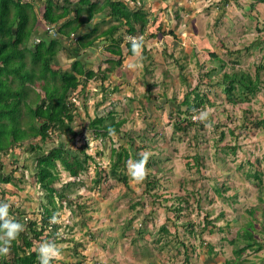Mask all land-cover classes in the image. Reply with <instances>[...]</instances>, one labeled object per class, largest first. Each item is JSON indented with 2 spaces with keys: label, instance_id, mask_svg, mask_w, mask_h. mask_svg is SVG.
<instances>
[{
  "label": "rangeland",
  "instance_id": "rangeland-1",
  "mask_svg": "<svg viewBox=\"0 0 264 264\" xmlns=\"http://www.w3.org/2000/svg\"><path fill=\"white\" fill-rule=\"evenodd\" d=\"M23 1H35L37 13L40 11V7L44 5V0ZM70 1L74 3L77 0ZM173 1L167 2L166 0L163 4L158 0L153 6L146 8L155 13L154 16L157 20H152L153 25H161L159 24L161 19H164V23H167L168 19L170 25L175 21L177 16L174 10L175 8L178 10L179 2L173 6ZM186 1L181 0V4H185ZM189 3V10L195 9V14L190 13L191 15H188L191 16L187 20L188 24L177 25L174 31L177 38L170 34V36L163 38L164 44L159 45V48H165L168 53L173 51L179 57L180 63L185 65L186 70L182 71L179 66L176 68L174 63L170 64L169 67L165 64V68H161L155 65L154 59H152L151 68L146 69L150 60L146 61V57H144L143 64L135 58L132 60L133 64L140 63L141 67L135 68L133 71H130L129 68V70H118L116 73L117 69L123 67H117L112 64L113 62H109L112 61V58L106 53V47L110 42L100 39L86 58L87 62L95 65V69L99 65V73L103 76L104 73H107L105 76L108 80L106 79L107 82L104 80L103 86L98 80L87 82L86 93L88 95L86 98L77 101L79 109L75 113L74 121V128L77 131L87 133L89 136L90 148L88 152L96 159L97 163H95L96 166L94 163L89 164L90 173L88 172V177H92L93 180L95 177L97 178L98 172L103 167L104 172L110 173V140H106L104 145L101 139H95L88 134L89 131L86 132L89 122L96 117L97 111L102 113V111L111 110L113 105L118 106L117 112L120 116H128V122L122 128L123 132L130 131L133 135L140 137L137 138L136 145L145 142L146 139L143 136L148 133L149 148L147 153L150 156H158V164L163 168V171L158 174L163 184L161 187L159 185L158 189L163 193L170 191L172 196V201L168 202L170 221L168 230L173 233L170 234V237L166 236L167 240L161 238V243L157 244L156 234L159 227L156 224L153 225L150 218L143 217L139 207L134 210L127 209L130 198L135 197L137 200L146 186L144 183L133 182L127 166H124L118 173L121 177L127 178L126 186L120 183L122 187L115 182L111 184L113 187L117 184L121 189H117L119 191L118 196L113 193L108 195L113 198H109L107 201L102 199L103 201H101V198L98 199L100 196L96 194L97 192L93 195L91 194L93 192H89L87 187L83 196L76 201L84 204L82 215L79 213L74 215L71 209L60 210V222L63 225L59 232H61L62 238L67 239L59 246L64 250L61 258L66 263L89 264L91 262L87 260L88 258L97 257L95 259L97 261L94 260L93 264H184V249L179 246V242L183 241L188 247L189 263L227 264V261H232L234 262L232 264H264V202L259 201L260 198L264 199V193H262L264 192V128H255L257 121L253 122L255 118L256 120L264 118V71H261L260 90L249 102L232 104L231 99L223 93L222 87L218 85L214 89L215 85H213L212 89L214 90L211 92L210 98L215 105L208 106L204 112L193 113L195 114L193 119L196 121L199 120L201 113L206 112L208 114L205 119H202L204 128L195 126L190 128L187 134H179L173 128L178 116L184 118L182 114H178L174 107L187 110V106L182 107L180 104L185 95L192 92L190 89L193 88V85L195 83L200 85V94L210 89L207 82L203 84V81H209L204 74L205 71L201 70L195 61L198 59V55L203 59L204 52L209 54L210 48L206 45V41L213 45V52L227 63V70L224 72H229L232 67L230 63L237 60V55H226L227 48L231 51H242L247 49L249 43L254 42L255 39L264 38V4H260L258 0H238L235 3L236 10L234 8L233 14V6H228L227 21L220 20L219 32L210 26L209 28L206 27V32L201 30V33L205 34L201 40L204 48H199L197 55L195 52L191 53L192 49L188 46H190L189 41H193V38L195 41V37L199 38L201 33L194 31L196 26L190 24L189 19L200 18L203 11L202 0H189ZM166 7L171 8L170 15L167 11H161L162 8L166 10ZM160 12L162 15H159ZM235 15L237 16L235 17ZM178 16L180 17L181 14L178 13ZM108 25L107 23L104 24L101 30L106 29ZM147 34L148 32L145 35ZM214 40L219 41V44ZM157 49H151L152 51L150 50L148 56L156 54ZM56 60L59 64L55 63L53 68L62 70H70L74 62V58L69 57L65 51L60 52ZM205 61H207L209 68L216 66L211 64V59H205ZM261 62L264 63V44L257 45L249 52L244 50L240 55L238 68L249 69V72L254 76L255 65ZM124 65H129V61L128 64L126 62ZM163 70H169L170 76H166ZM231 71L233 72V70ZM220 76L221 74H219ZM215 77L216 80L219 79L217 76ZM184 78L187 79L188 84L184 82ZM220 79L222 78L220 77ZM35 91L42 98H45L40 84L35 86ZM104 97L107 99L101 103ZM191 100H194L193 94ZM116 103L119 105H115ZM148 131L153 134V137ZM196 133L201 135L197 138L195 137ZM179 135H181L180 139L178 138ZM118 141L129 148V140L126 138ZM81 142L78 141V145H81ZM26 143L17 152V154L21 152L23 157L19 158V164L23 166L24 171V168L33 169V160L26 158L28 156L24 152L29 148L28 144L42 146L44 150H49L54 145L49 140L42 142L40 138ZM229 146L236 147V152L229 149ZM196 158L202 162L201 166L197 164ZM131 160L134 159L131 158ZM187 164H190L192 168L187 167ZM11 169L12 166L9 171ZM59 169L60 174L65 179L67 173L63 168ZM257 172H259V177L262 180L261 183H258L255 178ZM20 175H22L20 171L15 174L16 177ZM162 175L165 177L164 179ZM196 177L197 179H195ZM166 180H173V184H175L170 190L163 187L167 185ZM183 180L186 182L181 186L179 182H183ZM1 186L5 187L4 184ZM199 186L201 187L198 195H191L192 206H187L188 209L182 211L178 220L173 219L174 214H176L174 207H177V204L172 206L174 202H177L175 198L183 197L185 192H191L192 188ZM11 187L14 194L7 196V199L12 198H10L11 202L9 200L6 202L9 201L12 205H18L22 202L21 207H28L27 213L32 215L31 217H38L37 209L43 201L38 190L25 179L21 184L19 183L20 188ZM74 188L75 185H73ZM122 190H126V194ZM215 190H217V194L214 193ZM136 195L138 196L136 197ZM198 196H201L200 206L196 205L195 198ZM185 205L186 203L183 204V206ZM18 207L20 206L18 205ZM109 209L111 213L108 212ZM75 211L79 212L80 210L78 208ZM209 213L211 215L209 221L215 223L217 228L202 232L203 223ZM165 217L164 215L155 216L152 217V221L155 220L156 223L161 224L166 221L167 217ZM80 220H85L86 225H81ZM108 220L111 222H106ZM128 220L132 221L131 230H138L144 224L142 227L146 231L144 236L136 235L137 232L131 238L133 232H130L128 235L116 238L117 232H121L122 227L129 222ZM194 229H196L195 232ZM245 230H248L246 232L248 237L255 236L261 246L257 248L258 245H256L255 249V245H253L246 252L243 251L239 254L242 258H238L233 251L247 246V242L244 243ZM59 232L57 234H60ZM112 235L115 241L110 238ZM99 240H103L105 245L103 249L100 246V249H95L94 243L99 242ZM77 243H79L77 254H73L70 249L74 248ZM37 245L39 244L37 243ZM163 245H166V248L161 251L160 248ZM210 247H214L213 252H211ZM93 249L95 252H91ZM96 250L105 252L107 257L99 255Z\"/></svg>",
  "mask_w": 264,
  "mask_h": 264
},
{
  "label": "trees",
  "instance_id": "trees-1",
  "mask_svg": "<svg viewBox=\"0 0 264 264\" xmlns=\"http://www.w3.org/2000/svg\"><path fill=\"white\" fill-rule=\"evenodd\" d=\"M129 1L77 0L73 3L70 0H44L43 7H40V11L37 13L35 1L0 0V202L7 200L11 202L10 198L12 197L7 199V196L14 194V191H11V186L20 188L19 183L21 184L24 179L30 182L43 198L37 209L38 217H31L32 215L27 213L29 208L21 207L22 202L18 204L20 208L17 204L12 205L8 201L11 206V214L25 225V232L21 233L18 239L12 243L10 255H0V264H39L36 251L39 245L37 243L49 241L59 246L67 239L62 238L61 232H59L63 223L50 224V218L57 214V219L60 220V210L67 209H71L74 215L78 213L82 215L84 204L76 201L83 196V193L80 192L87 187L89 192H99L102 190L103 184L110 179L116 180L117 184L122 183L126 186L127 178L121 177L118 171L124 166L126 167L131 158L138 161L143 155L148 156L149 174L143 182L146 186L144 193L148 198L151 196L155 199L152 202L157 205L160 204V200L157 198L164 197L158 189V186L161 187L163 184L158 177V174L163 171V168L158 164L159 157L150 156L147 153L149 140L142 145H136L137 136L130 131L123 132L122 128L128 122V116L121 118L117 112L118 106L113 105V111L112 109L102 111V113L97 111L96 117L91 119L86 130L95 139H101L104 145L106 140H110L109 174L104 172L103 167L98 172L97 178L95 177L96 179L88 177L89 164H95L96 159L88 152L90 143L87 133L74 128L75 113L79 109L77 101L88 95L86 93L87 82L98 80L103 86L104 80L107 78L105 76L107 73H104V76L99 73V65L95 69L94 64L87 62L86 57L93 50L94 45L100 39L109 41L106 53L113 59L108 61L120 67L127 57H134L132 43L129 41L131 35L139 36L142 39L143 57L146 56V60L148 48L145 42L147 39L164 37L167 34L162 31L161 25L156 26L151 23V14L148 11L132 9ZM131 1L134 2V0ZM131 1L130 3H132ZM235 1L237 2V0ZM258 2L264 4V0H258ZM228 5H230L229 0L219 1V22L222 19L227 21ZM106 23L109 25L106 29L101 30ZM147 32L148 34L145 35ZM262 44H264V38L259 37L249 43L247 49L244 50L249 52L252 48ZM244 50L231 51L227 48L226 55H237V60L230 63L232 67L229 72H224L227 70V63L212 51L209 54L204 52L203 59H201L196 50L198 59L195 60L193 57L199 64V68L205 71L204 74L210 81H206L208 86L215 85L214 89L218 85L222 87L223 93L235 105L240 102H249L258 93L262 83L261 71H264L262 62L255 65L254 76L249 72V69L238 68L239 58ZM63 51L67 52L69 57L74 58L70 70L53 68L55 63L59 64L56 57ZM165 52L167 51L165 50ZM205 59H211V64L216 66L209 68ZM175 61L178 63L179 59H175ZM179 67L182 71L186 70L184 64H180ZM218 73L221 74L222 79ZM215 76L219 79L216 80ZM184 81L188 82L186 78ZM37 84H40L45 98L35 91ZM199 86L197 84L192 92H188L180 104L182 107L187 106V110L174 107L178 114L184 116V118L178 116L173 126L179 134H187L189 129L195 126L204 128V121L200 117L198 121H193L195 116L193 113H200L205 111L208 106L215 105L209 98L210 93L204 95L198 93ZM214 89L211 88V92ZM192 94H196L194 100H191ZM107 97H104L101 103ZM115 105H119V103ZM254 121H257L255 128H264V118L262 120L255 118ZM110 129L113 130L112 135H109ZM200 135L196 133L195 137L198 138ZM38 138L42 142L49 140L54 145L49 150H44L42 146L28 144L29 148L24 152L28 156L26 158L33 160L34 170L24 168V171L23 166L19 164V158L23 157L21 152H19L20 155L17 154L18 149L27 144L26 142ZM124 138L129 140V148L118 141ZM178 138L180 139L181 135ZM78 141H82L81 145H78ZM229 149H233L234 152L237 150L236 147L231 146ZM195 160L198 165H202V162H199L197 158ZM8 164L12 166L10 171L11 166ZM59 168H63L67 173V179H62ZM19 171L22 175L16 177L15 174ZM255 178L258 183L262 182L259 172L256 173ZM17 181L19 182L17 183ZM166 182H169L167 186H163L166 190L175 185L173 180H166ZM179 183L183 186V182ZM1 184H4L5 187ZM73 185H75L74 189ZM110 186L113 187L111 184ZM191 192L195 194L198 191L193 189ZM171 199V196L164 198L168 202L172 201ZM191 199V195L175 198L177 202H174L172 206L177 204V207H174L176 214L173 219L178 220L182 211L188 209L187 206H192ZM259 201L264 202V199L260 198ZM185 203L186 205L183 206ZM200 203L201 200L197 206H200ZM137 206H144L143 201L133 202L130 208L135 209ZM78 208L80 211L76 212L75 209ZM209 216H211L210 213L205 218L202 232L217 228L215 223L209 221ZM80 224L86 225V221L80 220ZM127 224H129L127 231L133 232L132 237L137 232L138 236H144L146 233L142 227L138 230H131V220ZM167 226L165 224L157 231V241L155 240L157 244L161 243V238L167 240L166 236L170 237ZM247 231L245 230L244 237V243L247 242V246L233 251L238 258L241 257L239 254L243 251L246 252L253 245H255V249L256 245H258L257 248L261 246L255 236L248 237ZM58 232L60 234H57ZM258 242L259 244H257ZM78 246L79 243L70 251L77 254ZM179 246L184 249V264H193L189 263L190 256L185 242L180 241ZM163 248L165 249L166 245H163L160 250L162 251ZM210 250L213 252L214 247H210ZM232 263L234 262L227 261V264ZM52 264L72 263H66L61 258L52 261Z\"/></svg>",
  "mask_w": 264,
  "mask_h": 264
},
{
  "label": "crops",
  "instance_id": "crops-1",
  "mask_svg": "<svg viewBox=\"0 0 264 264\" xmlns=\"http://www.w3.org/2000/svg\"><path fill=\"white\" fill-rule=\"evenodd\" d=\"M131 1V0H130ZM130 1H129V5L131 6V8L132 9H143V10H146V11H148L151 15H150V18H151V21L152 20H157V18H156V16H154V14L155 13H153L152 11H149V10H147L146 8H150V6H153V4H155V3H157V1L158 0H134V2L133 1H131L132 3H130ZM162 3L164 2V1H166V0H160ZM169 0H167V2H168ZM182 1H186V0H182ZM219 1L220 0H202V5H201V7H203V11H202V14H200L201 16H200V18H197L196 17V19L195 18H193V19H189V21H190V24H195V26H196V30H195V28H194V31H197V32H199V33H201V30H205L204 32H206V27H208L209 28V26H210V28H212V29H216V31L217 32H219ZM175 2V3H174ZM176 2H177V4H178V2H179V6H177V8H178V10L180 11H178L176 8H175V15L177 16V18L175 19V21H173V23H171V25L169 24L170 23V21L167 19V23H164L163 21H164V19H161L160 20V23L159 24H161V26H162V31L164 32H167V34L165 35V36H170V34L172 35L173 34V36L174 37H176L177 38V35H175L174 34V31H175V27L177 26V25H179V24H182V26L183 25H187L188 24V22H187V20H188V18H191V16H188V15H191L190 13H194L195 14V9H190L189 10V7H190V3H189V0H187L186 1V3L185 4H181L182 2H181V0H174L173 1V3H172V5L174 6L175 4H176ZM237 2H238V0H237ZM236 1L235 0H229V4L230 5H228V6H233V9H232V14H233V11H234V8H235V10H236ZM164 4V3H163ZM232 4V5H231ZM142 6H143V8H142ZM167 8V7H166ZM170 10H171V8L169 7V8H167L166 10L164 9V8H162V10L161 11H167L168 12V14L170 15ZM178 13H180L181 14V16L180 17H178ZM200 13V12H199ZM236 13V12H235ZM186 14V15H185ZM159 15H162L161 14V12L159 13ZM237 15H235V17H236ZM180 18H181V21H180ZM178 21H179V23H178ZM211 21H212V23H213V25H212V23H211ZM225 22H226V20H225ZM204 23V24H203ZM216 23H218V24H216ZM205 34H203V33H201L200 35H199V38H197V37H195V41H194V38H193V41H189V44H190V46H188V47H191V49H192V52L191 53H194L196 50H198L199 48H204L203 47V44L201 43V40H203V36H204ZM164 36V37H165ZM216 36V35H215ZM164 37H158V38H149V39H147V41L145 42V45L147 46V48H148V55H149V53L152 51L151 49H153V48H158L157 49V53L156 54H154V55H152V56H148L147 57V59H146V61L147 60H150V62L147 64V68L146 69H148V68H151V65H152V59H154V62H156L155 63V65L156 66H160L161 68H165V64L167 65V67H169L170 66V64H172V63H174V66L177 68V66H180V64H182V63H180V61L178 62V63H176V61H175V59H179V57L172 51L171 53L169 52H165V48H163V47H160L159 48V45H162V44H164L163 42H164ZM207 38L209 37V36H206ZM214 37V36H213ZM211 38H212V36H211ZM210 38V39H211ZM146 39V38H145ZM212 42V41H211ZM214 42H217L218 44H219V41H216V40H214ZM206 45L210 48V51H212L213 52V45L212 44H210V42H207L206 41ZM184 47V46H183ZM151 50V51H150ZM160 51V52H159ZM167 51V50H166ZM191 51V50H190ZM159 52V53H158ZM158 54V55H157ZM171 55H173V56H171ZM146 57V56H145ZM132 58V59H131ZM133 58L134 57H127L125 60H124V62H123V64H122V69H117V71H116V73L118 72V70H129L130 69V71H133L135 68H132V67H130V65H132L133 63H132V60H133ZM189 58H190V55H189ZM113 59V58H112ZM128 61H129V65H124V64H126V62H127V64H128ZM142 64H143V60L142 61H140ZM183 65V64H182ZM129 68V69H128ZM137 69V68H136ZM164 72H165V75L166 76H170V73H169V70H163ZM162 71V72H163ZM107 77V76H106ZM107 79V78H106ZM108 80V79H107ZM106 81V80H105ZM107 82V81H106ZM182 82H183V80H182ZM185 82V81H184ZM205 82L206 81H203V84H205ZM210 82V81H209ZM185 83H189V82H185ZM196 83H195V85H193V88H191L190 89V91H192L195 87H196ZM189 86H190V84H189ZM210 86V85H209ZM210 88H212V86H210ZM195 95L196 94H193V99L195 98ZM121 117V116H120ZM122 118V117H121ZM149 133H150V136H152L153 137V134L150 132V131H148ZM145 139L147 138V137H149L148 136V133L146 134V136H143ZM137 138H140V137H137ZM148 139H146L145 140V142L147 141ZM145 142H143V143H145ZM138 145H142V143H139ZM109 146H110V142H109ZM195 164V163H194ZM187 167H189V168H192L191 166H190V164H187ZM195 179H197V177L195 178ZM113 182H115L116 183V180H108L107 182H105V184H103V187H101V189L103 190H101V191H99V192H97V191H95V192H93V193H91V194H95L96 192V194L98 195V196H100V197H98V199H100L101 201H103V200H105V201H107L109 198H113V197H109L108 195H110V194H113V193H116L115 194V196L117 195L118 196V192L119 191H117V189H119V186H117V184L113 187V188H111V186H110V184H114ZM186 181L185 180H183V184L185 183ZM168 183L169 182H167V185H168ZM119 185H121V184H119ZM167 185H165V186H167ZM122 186V185H121ZM191 186V185H190ZM123 187V186H122ZM200 187L201 186H199V187H197V188H192V189H195L196 191H200ZM217 190L219 189V188H216ZM119 190H121V189H119ZM170 190V189H169ZM217 190H215L214 191V193L215 194H217ZM123 191V193L124 194H126V190H122ZM144 191H145V188L143 189V193L141 194V196H138V195H136V197H137V200H136V198L134 197V198H130V200H129V203H128V206H127V209L128 210H134V209H131L130 207H131V205H133V202H135V201H140V200H142L143 201V203H144V206H137V208L139 207L140 208V213H141V215L143 216V217H146L147 219L148 218H150V220H151V223H153V225H155L156 224V226L157 227H161V226H163V225H165V224H167L168 225V223L170 222L169 221V213H168V209H167V207H168V201H165L164 200V198H167V197H170L171 196V193H169L170 191H166V192H160V193H162L163 194V198H157L158 200H160L159 201V203L160 204H156V203H154V202H152L153 200H155V199H153V198H151V196H149V198L147 197V194H145L144 193ZM84 192V190L83 191H81L80 193L82 194ZM198 195V192L197 193H195V195ZM180 195V194H179ZM186 195H194V194H192V192H185V195H182V196H186ZM196 195V196H197ZM172 197V196H171ZM138 198H140V199H138ZM148 198V199H147ZM103 199V200H102ZM195 200L197 201V203H196V205H198V203H199V201L201 200V196H198V198H195ZM157 205V206H156ZM130 208V209H129ZM137 208H135V209H137ZM203 209V208H202ZM136 211V210H135ZM109 213H111V210L109 209V211H108ZM164 215V217L166 218V221H164V222H162L161 224H158V223H156V221L155 220H153L152 221V217L154 218L155 216H161V215ZM110 215V214H109ZM157 219H158V217H157ZM172 220V219H171ZM129 221V220H128ZM106 222H111V220H108V221H106ZM145 223V222H144ZM144 225V224H143ZM143 225H142V227H143ZM129 226V224H127V225H124L123 227H122V229H121V232H117V235H116V238H119L120 236H123V235H128V233H129V231H127L128 230V227ZM171 226H172V223H171ZM154 227V226H153ZM168 228H169V226H167ZM159 230V229H158ZM173 233V232H172ZM172 233H170V234H172ZM101 237H104V236H101ZM110 238H113V240L115 241V238L113 237V235L112 236H110ZM131 238H133V237H131ZM104 240V239H103ZM103 240H99V242L98 241H96V243H94L95 244V246H96V248L95 249H100V247L103 249L104 247H105V245L103 244ZM97 242H98V245H97ZM93 243V242H92ZM115 244H116V242H115ZM100 246V247H99ZM127 247V246H126ZM97 251V253H99V255H101V256H105V257H107L106 256V254H105V252H100V251H98V250H96ZM91 252H95L94 251V249H93V251H91ZM95 259H97V257H92V258H88L87 260L88 261H90L91 263H89V264H93V261L95 260ZM95 261H97V260H95ZM73 263H74V261H72ZM79 264V263H78ZM87 264V263H86ZM96 264V263H95Z\"/></svg>",
  "mask_w": 264,
  "mask_h": 264
},
{
  "label": "clouds",
  "instance_id": "clouds-1",
  "mask_svg": "<svg viewBox=\"0 0 264 264\" xmlns=\"http://www.w3.org/2000/svg\"><path fill=\"white\" fill-rule=\"evenodd\" d=\"M129 41L132 43V52L137 61L143 60V41L139 36L131 35ZM142 65L134 63L130 65L132 68H138ZM209 88V86H208ZM211 89V88H210ZM208 89L204 94H211ZM199 93V92H198ZM200 94V93H199ZM209 94V98H210ZM211 99V98H210ZM212 101V100H211ZM208 108V107H207ZM204 112V111H203ZM207 113H201L200 118L205 119ZM195 118V117H194ZM194 120V119H193ZM196 121V120H194ZM113 134V130H109V135ZM148 156L143 155L141 159L129 160L127 162V169L129 176L135 183H143L149 174ZM62 179L65 180L62 176ZM10 204L7 202H0V255L8 256L11 253L12 243L18 239L21 233L25 232V225L19 222L10 212ZM50 224H58L60 220L57 219V214H54L49 221ZM37 251V259L39 264H52V261L59 260L62 257V249L54 242L44 241L39 244Z\"/></svg>",
  "mask_w": 264,
  "mask_h": 264
}]
</instances>
